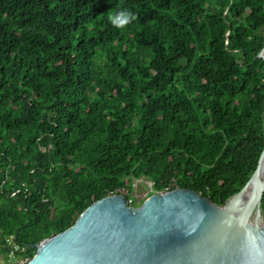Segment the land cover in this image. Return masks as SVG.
I'll list each match as a JSON object with an SVG mask.
<instances>
[{
    "label": "trees",
    "instance_id": "obj_1",
    "mask_svg": "<svg viewBox=\"0 0 264 264\" xmlns=\"http://www.w3.org/2000/svg\"><path fill=\"white\" fill-rule=\"evenodd\" d=\"M121 8L137 19L116 27ZM263 46L264 0H0V262L102 197L139 206L136 179L238 192L264 147Z\"/></svg>",
    "mask_w": 264,
    "mask_h": 264
},
{
    "label": "water",
    "instance_id": "obj_2",
    "mask_svg": "<svg viewBox=\"0 0 264 264\" xmlns=\"http://www.w3.org/2000/svg\"><path fill=\"white\" fill-rule=\"evenodd\" d=\"M255 59L264 60V46ZM264 147L242 188L216 204L185 188L139 206L121 193L93 201L74 223L34 244L26 264H264Z\"/></svg>",
    "mask_w": 264,
    "mask_h": 264
},
{
    "label": "rangeland",
    "instance_id": "obj_3",
    "mask_svg": "<svg viewBox=\"0 0 264 264\" xmlns=\"http://www.w3.org/2000/svg\"><path fill=\"white\" fill-rule=\"evenodd\" d=\"M151 192V182L147 181L144 178L136 179L132 181V193L131 196L134 199V202L140 205ZM119 193L126 194V190H121ZM264 219V215L262 216ZM264 222V220H262ZM1 259V258H0ZM4 261V260H2ZM5 262H3L4 264Z\"/></svg>",
    "mask_w": 264,
    "mask_h": 264
},
{
    "label": "clouds",
    "instance_id": "obj_4",
    "mask_svg": "<svg viewBox=\"0 0 264 264\" xmlns=\"http://www.w3.org/2000/svg\"><path fill=\"white\" fill-rule=\"evenodd\" d=\"M120 19L121 23L120 24H115L116 19ZM137 19L135 13L131 11L130 9L127 8H121L118 9L116 13H114L113 17L111 18L114 26L116 27H125L128 24H131Z\"/></svg>",
    "mask_w": 264,
    "mask_h": 264
},
{
    "label": "built area",
    "instance_id": "obj_5",
    "mask_svg": "<svg viewBox=\"0 0 264 264\" xmlns=\"http://www.w3.org/2000/svg\"><path fill=\"white\" fill-rule=\"evenodd\" d=\"M166 191V190H165ZM162 191V192H165ZM128 205H131V199L127 200ZM7 244L8 245H12V241H11V237L7 240ZM17 246H13V249L9 251L8 255H7V259L4 261H1L0 264H3V262H5L4 264H26L28 262V258L27 257H17L15 256L14 252L17 250Z\"/></svg>",
    "mask_w": 264,
    "mask_h": 264
}]
</instances>
